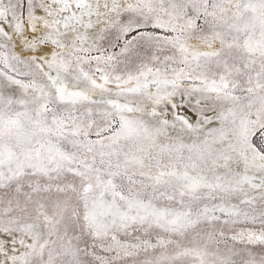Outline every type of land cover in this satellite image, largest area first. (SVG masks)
<instances>
[{
  "label": "snow or ice",
  "instance_id": "snow-or-ice-1",
  "mask_svg": "<svg viewBox=\"0 0 264 264\" xmlns=\"http://www.w3.org/2000/svg\"><path fill=\"white\" fill-rule=\"evenodd\" d=\"M0 264H264V0H0Z\"/></svg>",
  "mask_w": 264,
  "mask_h": 264
}]
</instances>
